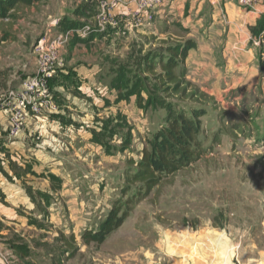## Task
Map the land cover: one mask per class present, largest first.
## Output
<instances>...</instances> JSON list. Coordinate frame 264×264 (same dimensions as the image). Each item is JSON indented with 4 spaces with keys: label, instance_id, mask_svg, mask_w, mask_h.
I'll return each instance as SVG.
<instances>
[{
    "label": "crops",
    "instance_id": "obj_1",
    "mask_svg": "<svg viewBox=\"0 0 264 264\" xmlns=\"http://www.w3.org/2000/svg\"><path fill=\"white\" fill-rule=\"evenodd\" d=\"M101 1L11 0L1 6L0 84L6 89L0 101L34 75L36 55L31 64L27 57L43 38L72 27L92 29L62 52L64 63L49 83L54 110L29 118L17 137L8 131V113L0 111V221L8 227L37 231L53 225L51 218H59L71 202L67 184H75V167H85L93 149L106 157L116 155L110 148L122 151L120 121L131 125L122 107L141 110L130 88L141 77L153 81L147 65L172 44H195L186 60L188 80L213 102L229 94L240 95L235 101L242 102L264 75L251 32L264 16V0L250 7L241 0H169L156 9L152 24L133 18L134 0H121L110 8L104 30L99 27ZM10 231L17 241L8 242L7 256L29 264L36 256L47 259V252L41 253L46 248H39L46 242H25L24 233L11 228L7 235ZM178 249L180 257L172 256L169 264H264V242H191ZM0 256L15 263L1 250Z\"/></svg>",
    "mask_w": 264,
    "mask_h": 264
},
{
    "label": "rangeland",
    "instance_id": "obj_2",
    "mask_svg": "<svg viewBox=\"0 0 264 264\" xmlns=\"http://www.w3.org/2000/svg\"><path fill=\"white\" fill-rule=\"evenodd\" d=\"M173 32L179 34L177 28ZM34 49L27 57L30 64ZM0 57H4L3 51ZM0 71L2 78V68ZM26 73L29 76L30 71ZM4 89L0 84V91ZM190 94L184 99L159 94L156 106L141 110L124 105L133 128L129 148L115 152L110 148V153H116L113 157L93 149L86 166L75 167V184H67L71 202L65 204L66 211L60 210L59 218H51L53 225L24 231L0 221V250L5 258L14 264H29V260L11 258L12 253L7 256L8 242L17 241L13 230L7 235L11 228L24 233L25 242H46L38 244L46 248L41 253L47 252V259L36 256L31 259L34 264H169L171 258L180 257L176 252L181 244L264 242V172L256 166L260 159L264 161V75L242 102L235 101L240 96L236 94L213 103L197 102ZM198 106L208 111L202 139L214 146L213 152L138 204L104 245L86 246L84 232H97L113 207L124 205L137 193L138 186L127 189L126 178L137 170L146 141L165 125L169 114L190 112ZM118 143L115 140L119 149Z\"/></svg>",
    "mask_w": 264,
    "mask_h": 264
},
{
    "label": "trees",
    "instance_id": "obj_3",
    "mask_svg": "<svg viewBox=\"0 0 264 264\" xmlns=\"http://www.w3.org/2000/svg\"><path fill=\"white\" fill-rule=\"evenodd\" d=\"M10 1L0 0V19H3L5 15L1 6L9 4ZM74 28L78 27L70 29ZM263 30L264 16L257 26L251 29L253 37L258 36ZM193 47H195V44L192 41H187L184 44H172L167 48L166 53L156 54L150 65H147V73L153 75V81L141 77L130 88V93L136 94L138 97L137 105L140 109H144L145 106H156L159 102L157 98L159 94L180 96L181 99H184L188 93H191L190 98L192 100L196 98L197 102L203 100L213 103V98L206 95L188 80L186 60L189 51ZM155 59H157V62H155ZM258 61L260 70L264 73L262 52L258 54ZM63 63L64 60H62V65ZM56 75L57 71L54 77ZM123 90V98H127L129 94L127 92L128 86H124ZM207 115V109L198 106L192 108L190 112L180 110L175 115L169 114L167 116L165 125L146 141L137 170L126 178L127 189L138 186L137 193L127 200L124 205L113 207L97 232H84L82 240L86 246L97 244L100 247L104 245L108 238L125 224L131 211L138 204L147 200L165 182L170 181L179 173L195 167L213 152L214 146L207 145L206 141L202 139L206 134L204 119ZM120 123L123 128L121 150L124 151L133 142L132 128L126 119H121ZM214 141L220 142V139L216 138ZM256 166L262 169L261 173L264 172V161L262 159L258 161ZM128 191L126 190L125 193ZM23 255L25 256L24 253Z\"/></svg>",
    "mask_w": 264,
    "mask_h": 264
},
{
    "label": "built area",
    "instance_id": "obj_4",
    "mask_svg": "<svg viewBox=\"0 0 264 264\" xmlns=\"http://www.w3.org/2000/svg\"><path fill=\"white\" fill-rule=\"evenodd\" d=\"M137 10L133 18L138 23L152 24L157 8L169 0H134ZM258 0H241L244 6L250 7ZM121 3V0L101 1L99 13V27L104 30L110 8ZM56 25L58 26L59 24ZM92 32L88 26L63 31L51 37H45L34 49L37 70L22 84L20 90H12L5 100L0 101V111L5 110L9 115L8 131L11 136L17 137L25 128L29 118L39 116L46 110H54L53 98L49 93V81L56 74L57 68L62 65V50L67 47L76 36H85ZM253 46L261 49L264 59V30L252 38Z\"/></svg>",
    "mask_w": 264,
    "mask_h": 264
},
{
    "label": "water",
    "instance_id": "obj_5",
    "mask_svg": "<svg viewBox=\"0 0 264 264\" xmlns=\"http://www.w3.org/2000/svg\"><path fill=\"white\" fill-rule=\"evenodd\" d=\"M0 261H2L3 262V264H7L6 262H5V260L0 256Z\"/></svg>",
    "mask_w": 264,
    "mask_h": 264
},
{
    "label": "clouds",
    "instance_id": "obj_6",
    "mask_svg": "<svg viewBox=\"0 0 264 264\" xmlns=\"http://www.w3.org/2000/svg\"><path fill=\"white\" fill-rule=\"evenodd\" d=\"M0 264H3V262H2V261H0Z\"/></svg>",
    "mask_w": 264,
    "mask_h": 264
}]
</instances>
